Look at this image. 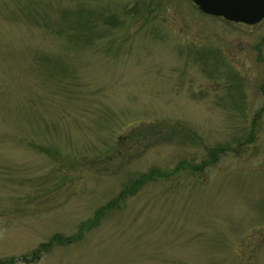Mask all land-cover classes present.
I'll list each match as a JSON object with an SVG mask.
<instances>
[{"label": "rangeland", "instance_id": "obj_1", "mask_svg": "<svg viewBox=\"0 0 264 264\" xmlns=\"http://www.w3.org/2000/svg\"><path fill=\"white\" fill-rule=\"evenodd\" d=\"M152 169L168 177L140 178ZM4 261L264 264V20L188 0H0Z\"/></svg>", "mask_w": 264, "mask_h": 264}, {"label": "water", "instance_id": "obj_2", "mask_svg": "<svg viewBox=\"0 0 264 264\" xmlns=\"http://www.w3.org/2000/svg\"><path fill=\"white\" fill-rule=\"evenodd\" d=\"M202 14L228 23L256 26L264 20V0H189Z\"/></svg>", "mask_w": 264, "mask_h": 264}, {"label": "trees", "instance_id": "obj_3", "mask_svg": "<svg viewBox=\"0 0 264 264\" xmlns=\"http://www.w3.org/2000/svg\"><path fill=\"white\" fill-rule=\"evenodd\" d=\"M140 1V0H139ZM136 6H138V5H136ZM77 13V15L75 14V16H73L72 17V21H75V23L74 24H82V23H84L83 25H87V27L89 26L88 24H90L91 22H90V20H89V22L88 21H86V18L84 17V13L85 12H82V11H78V12H76ZM79 20H80V22H79ZM102 22L103 23H105V25H107V26H114L113 25V23H114V21L111 19V16L109 15L108 16V18H105L104 17V19H102ZM81 25H79V26H76V27H74L73 26V28H75L76 30H79V32H83V33H85L86 31L88 32L89 30H90V28L89 29H85V27L83 26V28L82 27H80ZM46 27H48L49 28V26L48 25H46ZM52 27H53V25H52ZM51 27V28H52ZM79 27H80V29H79ZM62 30V29H61ZM64 32L63 33H61V34H63V36L65 35V36H67V37H69L68 38V40L69 41H71L72 42V40H73V36L71 37L70 35H68V34H64V33H70L72 30H71V28H68V27H65V29L63 30ZM84 42H85V40H83ZM87 42V41H86ZM43 64H46V66H45V68L48 66V65H51V66H54L55 67V64L53 63V62H43ZM54 67L53 68H50L49 70H51L52 71V69H54ZM55 68H57V67H55ZM51 74H52V72H51ZM152 132H155L153 129H152ZM35 147H37V146H35ZM34 149H36V148H34ZM182 167H184V165L183 164H180L179 165V167L178 168H176V170L172 173V174H169V176H175V175H177V174H179L180 172H182V170H181V168ZM151 172L148 174V175H142V176H140V178H145V177H147V176H150L151 175V179L150 180H154V179H156V178H160V179H165V178H167L168 176L166 175V174H162V173H156L157 171L156 170H154V169H152V170H150ZM127 191H128V189H125L123 192H122V197H125L126 196V194H128L127 193ZM115 204V202H112V203H110V204H108L107 206H104V207H101V208H98L97 210H96V212H95V215H94V218L92 219V220H89L90 222L86 225L88 228L89 227H92V225L95 227V225H96V223L99 221V219L106 213V212H109V211H111L113 208H114V205ZM86 224V223H85ZM84 225V224H83ZM83 225H82V227H83ZM85 230H86V228L85 227H83ZM83 228H81L79 231L82 233V231H85V230H83ZM81 233L79 234V235H81ZM63 241V239L62 238H60V237H56L55 236V238H53V239H51L50 241H49V243H45V244H43V245H40L38 248H37V250L33 253V255L32 256H36L37 255V253L39 252V251H41V252H47L48 251V249L49 248H51L56 242L58 243V244H61V242ZM32 261H30V262H27L28 264L29 263H31ZM0 264H13L12 262H9V261H4V262H2V263H0Z\"/></svg>", "mask_w": 264, "mask_h": 264}]
</instances>
